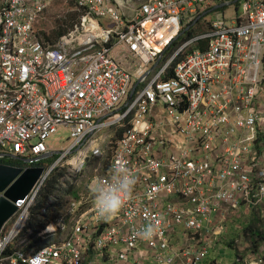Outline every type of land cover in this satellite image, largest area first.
Segmentation results:
<instances>
[{"label": "built area", "instance_id": "2783aa9c", "mask_svg": "<svg viewBox=\"0 0 264 264\" xmlns=\"http://www.w3.org/2000/svg\"><path fill=\"white\" fill-rule=\"evenodd\" d=\"M54 3L0 0V160L52 152L47 140L59 127L71 141L9 233L0 232V264H221L212 256L220 234L213 214L253 207L264 230V0H75L80 22L46 47L35 27ZM201 7L236 13H217L163 63ZM163 111L170 119H159ZM121 123L109 167L92 178L107 181L119 163L134 174L119 211L99 218L88 188L66 207L63 239L42 242L64 227L62 215L27 248L10 251L49 173L64 159L78 172L90 158L102 160L94 135ZM146 224L154 231L142 238ZM235 264H264V238Z\"/></svg>", "mask_w": 264, "mask_h": 264}, {"label": "rangeland", "instance_id": "374dc122", "mask_svg": "<svg viewBox=\"0 0 264 264\" xmlns=\"http://www.w3.org/2000/svg\"><path fill=\"white\" fill-rule=\"evenodd\" d=\"M215 5H216V2L213 1L212 2V8ZM76 7H77V4H76ZM73 9H74L73 3L71 2V0H55V3L51 6V8H49L39 18L38 23L35 27V33L39 31V32H46L47 35H51L52 32L57 29V25L59 24L58 21H64L65 22V19H66L65 17H67L69 14H71ZM77 9H78V7H77ZM201 9H202L203 13L208 12L207 15L203 16L200 19H197L199 22L196 21L195 25H193V26H191L193 23L186 24L184 29H186L188 26H191L190 29L192 27H196L197 32L202 31V30L204 31L206 26L210 22H212L214 19H216L217 13L224 12L230 18H234L235 13H236L235 7H226L225 9H219V10H215V11L207 10L206 7H201ZM78 12H80L79 9H78ZM81 15H82V13H81ZM80 19H81V16L77 20L76 24H78L80 22ZM101 23L104 25L108 24L107 21H101ZM71 24H73V22L67 23L62 27H64V28L68 27V29L71 30V27H70ZM108 27L113 28V29L115 28V26L113 27L111 25H108ZM184 29H183V31H184ZM187 31H185V33ZM185 33H182V36L179 37L178 41H176L170 47V49L165 53L163 63H165V60H169L181 48V44L184 40L183 36ZM67 35H65V36H67ZM192 47L193 46L188 47L185 51H183V53L187 52V51L191 52L190 49ZM137 83L138 82H136L135 85ZM135 85H134V87H135ZM136 89H135V91H136ZM134 92H133V94H134ZM131 94H132V92H131ZM132 95H130L131 100H132ZM131 100L129 97V100L122 103V106H126V104L128 102H130ZM110 119H114V117H112ZM159 119L160 120H164V119L168 120V119H170V116L165 111H163L160 114ZM123 127H124V125H123V123H121V124H118L112 128L100 130L99 132H97L94 135L93 139H96V142H95L96 145L104 150V155L102 157L103 159L101 161L99 160L98 162H93L94 159L90 158L87 161V166L84 167L81 172H78L75 170L78 167H76L75 169H70L68 167L67 162H66L67 159H64L60 162L61 168H66L68 170V173H70L71 176H73V178H74L73 184L76 186L77 191L79 193L86 194L87 189L88 188L91 189L92 186L96 183L95 180H93V182H92V178L96 175V173H102L104 171L103 161H105L107 159L106 154H108V151L113 148L112 144H114V142H116L115 139H116L117 135L122 132ZM70 142L71 141H70L69 129L66 127H59L57 132L55 134H53L47 140V145L52 150V152L53 151H60L62 153L63 150L67 149L70 146ZM54 156H58V158L56 159V160H58L59 157L61 156V154L54 155ZM54 156H52V157H54ZM9 159H13V158H9ZM49 167L48 168L43 167L45 169V172L48 171ZM254 214H255V211H254L253 207L242 206L238 209H232V207L225 206L219 214H213L212 215V218L215 219V221H216V225L219 226V232H220V234L216 236V238L219 239V241L215 239L212 242V246H213L212 256H213V258H215L218 262H221V264H235L238 261L239 254L240 253L242 254L245 252L247 245L252 244L251 243L252 241H256V239H254V238L247 239L243 233V230L245 229V227H247L248 223H250L252 221V217L254 216ZM67 220L68 219L66 218V215L63 214L62 219L60 221H61V223H63L64 227L62 229H58V228L51 229L46 235L43 236V241H42L43 244L49 243V242H57V241L63 239L69 231V223ZM28 235H30V233H28ZM231 241H234L236 243L234 248H230V247L226 246V244L228 242H231ZM150 264H154V263L150 262Z\"/></svg>", "mask_w": 264, "mask_h": 264}, {"label": "trees", "instance_id": "16d2710c", "mask_svg": "<svg viewBox=\"0 0 264 264\" xmlns=\"http://www.w3.org/2000/svg\"><path fill=\"white\" fill-rule=\"evenodd\" d=\"M73 3V11L71 14H69L67 17H65L64 21H58L59 24L57 25V29L52 32L51 35H47L46 32H36V37L43 43L46 47H53L55 46L60 39L67 35L71 30H73L74 25L77 23V20L80 18L81 13L78 12V9L75 4V0H71ZM56 5V4H55ZM54 5V6H55ZM71 24V30L67 28H64V26L67 23ZM196 27H192L190 30H188L183 38L182 44L189 40L190 38L194 37L197 34L206 32L208 30V25L204 29V31L197 32ZM181 44V45H182ZM195 49H202V43L194 45L190 50L193 51ZM190 51L184 52L183 55L181 54L175 63H178L181 61L185 55H187ZM162 65V63H161ZM160 65V66H161ZM172 76V70L170 71L162 78L163 81L168 80ZM144 85H141L143 87ZM123 131V130H122ZM121 134H118L114 144L113 148L108 151L107 159L103 161L104 164V170H106L110 165V159L112 157L113 150L117 144V141L121 137ZM58 156L51 157L48 160H42L38 162H34L32 164L20 161V160H14V159H2L1 162H4L9 165L17 166V167H30V166H36V167H45L48 168L56 159ZM94 159V160H93ZM92 160L93 162H98L101 160L98 157H94ZM74 178L71 176L70 173H68V170L66 168H61V166L55 168L46 180L44 181L42 187L40 188L35 200H34V206L32 205L29 209V218L27 221L26 226L24 227L21 234L15 239V241L10 245L9 250L12 251L13 248H23L24 246L27 248V245H30L29 242H35V235L38 233L46 230L49 225L54 223L57 219H59L65 212L66 207L68 206L69 202L73 198H79V192L77 191L76 186L73 184ZM14 222H10L5 226L4 234L9 233L13 226ZM262 222L261 220L254 214L252 217V221L248 223V226L245 227L243 230L244 235L247 239L254 238L256 241H252L250 244L252 247V250L257 248L261 240L264 238V230L261 228ZM29 231H32L33 234L28 235ZM236 243L234 241L229 242L226 244L227 247L232 248Z\"/></svg>", "mask_w": 264, "mask_h": 264}, {"label": "water", "instance_id": "95a60500", "mask_svg": "<svg viewBox=\"0 0 264 264\" xmlns=\"http://www.w3.org/2000/svg\"><path fill=\"white\" fill-rule=\"evenodd\" d=\"M207 13L208 12L203 13L200 18L207 15ZM195 23L196 21L191 26L195 25ZM191 26L184 29L182 33L189 30ZM140 83L141 81L135 85L132 94ZM60 153V151H53L36 158L26 160H22L16 156H10V158L22 160L30 164L32 162L47 159L54 155H59ZM44 170L45 169L43 167L30 166L28 168H23L9 165L4 162L0 163V232L11 220L13 215L19 211L20 206L25 203L37 181L44 175Z\"/></svg>", "mask_w": 264, "mask_h": 264}, {"label": "clouds", "instance_id": "9594fccd", "mask_svg": "<svg viewBox=\"0 0 264 264\" xmlns=\"http://www.w3.org/2000/svg\"><path fill=\"white\" fill-rule=\"evenodd\" d=\"M134 183V174L123 163L116 164L107 181H97L91 188L96 215L101 219H111L129 197ZM153 231V225L146 224L137 234L149 238Z\"/></svg>", "mask_w": 264, "mask_h": 264}, {"label": "bare ground", "instance_id": "6f19581e", "mask_svg": "<svg viewBox=\"0 0 264 264\" xmlns=\"http://www.w3.org/2000/svg\"><path fill=\"white\" fill-rule=\"evenodd\" d=\"M61 154V153H60ZM17 167V166H16ZM45 173V170H44ZM38 182V181H37ZM42 187V186H41ZM40 187V188H41ZM25 204H22L20 207H23ZM34 206V205H33ZM21 211H18L15 215H13V217L11 218V220L15 219L16 217H18L20 215Z\"/></svg>", "mask_w": 264, "mask_h": 264}, {"label": "flooded vegetation", "instance_id": "af4514ba", "mask_svg": "<svg viewBox=\"0 0 264 264\" xmlns=\"http://www.w3.org/2000/svg\"><path fill=\"white\" fill-rule=\"evenodd\" d=\"M199 22V21H198ZM201 22V21H200ZM51 157H49V158H47V159H44V160H48V159H50ZM14 160H17V159H14ZM42 161V160H41Z\"/></svg>", "mask_w": 264, "mask_h": 264}, {"label": "crops", "instance_id": "0c3cea01", "mask_svg": "<svg viewBox=\"0 0 264 264\" xmlns=\"http://www.w3.org/2000/svg\"><path fill=\"white\" fill-rule=\"evenodd\" d=\"M155 68V67H154Z\"/></svg>", "mask_w": 264, "mask_h": 264}]
</instances>
